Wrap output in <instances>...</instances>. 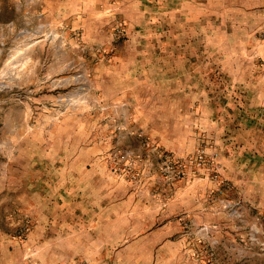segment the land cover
Instances as JSON below:
<instances>
[{
  "label": "rangeland",
  "instance_id": "rangeland-1",
  "mask_svg": "<svg viewBox=\"0 0 264 264\" xmlns=\"http://www.w3.org/2000/svg\"><path fill=\"white\" fill-rule=\"evenodd\" d=\"M0 264H264V0H0Z\"/></svg>",
  "mask_w": 264,
  "mask_h": 264
}]
</instances>
